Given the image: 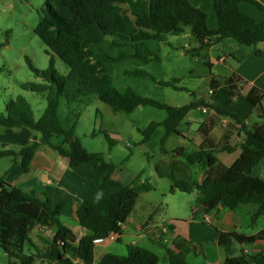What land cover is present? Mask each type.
<instances>
[{
	"label": "trees",
	"instance_id": "obj_1",
	"mask_svg": "<svg viewBox=\"0 0 264 264\" xmlns=\"http://www.w3.org/2000/svg\"><path fill=\"white\" fill-rule=\"evenodd\" d=\"M248 2L264 10L257 0H214L213 11L216 17L217 29L207 27V16L198 8L193 7L189 0H46L43 15L34 29V34L51 53L48 68L45 71L36 69L26 58L28 68L33 75L51 83L49 93L45 97V108L39 119L35 120L29 105L23 98H17L15 109L6 107L5 113H0V128L18 130L25 128L39 135L38 142L22 146L18 152L0 150V159L18 157L22 173L30 170L35 153L43 146L50 148L60 157L68 159L72 168L93 165L95 171L102 174L101 182L111 186L114 191L105 197L89 198L82 201L76 210L80 227L87 234L74 245L73 233L65 227L60 219V213L47 197L39 199L34 191H23L12 187L0 177V248L8 258V264H34L36 260L52 261L56 264H95L94 241L108 237L110 234L121 235V226L132 213L141 193L152 190L148 183H139L141 175L135 182L122 184L110 178L115 170L113 164L106 162L100 153H89L73 135V127L66 130L58 118L60 101L66 105L77 103L81 98L95 96L99 101L109 106L114 112L131 113L140 106L154 107L166 113L162 123H150L141 131L142 142L149 140L154 130L162 125L163 145L172 135H179L178 127L187 114L195 108L205 106L214 110L220 116L235 120L228 112L220 110L218 105L204 99L191 102L180 107H171L152 99L139 97L130 89L118 92L111 84L104 63H117L122 59H144L137 46L140 43L157 40L167 33L182 34L184 28L199 45V50L227 40L238 46L249 48L257 56H264V51L256 49L264 42V25L257 23L250 16L239 10V3ZM114 38L123 46L131 47L133 52L110 57L97 54L92 46L105 42L106 38ZM54 57L67 68L66 78L56 75ZM246 57L242 53L237 62ZM207 65V64H206ZM129 75L149 77L144 72H127ZM153 82H156L150 77ZM234 76L225 80H210L211 92L219 85L226 92L235 89ZM164 87L182 90L170 83L156 82ZM21 89L30 92H40L30 84H21ZM55 89V90H54ZM230 93V92H229ZM227 93L234 97L235 93ZM256 113L264 120L261 105L258 103ZM77 117V116H76ZM243 131V141L238 145L239 157L226 167L218 162L213 150L200 149L184 153L180 148L173 150L176 156L182 157L187 167L198 165L203 169L200 180L191 181L190 177L182 180L175 178L172 168L156 169L160 178H166L170 189L185 194L196 193V205L202 207L209 202L218 201L230 211H235L243 205H256L254 218L264 216V180L252 175L257 165L264 160V126L247 131L242 123L237 122ZM62 139L54 143L53 139ZM110 150L115 142L105 134ZM224 147L222 152L231 151ZM161 153L167 154L164 147ZM168 168V167H167ZM35 228H44L54 232L53 239L48 243L45 253L26 256L24 247L30 242L29 235ZM172 231V224H168ZM159 241V240H158ZM255 241H264V229L254 236H244L236 232H218L217 243L225 250L226 259L223 264H264V254L244 253L243 250L233 257L235 246H249ZM160 242V241H159ZM165 249L168 264H188L186 256L189 253L201 254L197 246L190 241L176 238L171 248L160 242ZM124 256L105 254L96 264H158V257L150 250L128 245Z\"/></svg>",
	"mask_w": 264,
	"mask_h": 264
},
{
	"label": "rangeland",
	"instance_id": "obj_2",
	"mask_svg": "<svg viewBox=\"0 0 264 264\" xmlns=\"http://www.w3.org/2000/svg\"><path fill=\"white\" fill-rule=\"evenodd\" d=\"M45 1L0 0V113H5L6 107L15 109L18 97L23 98L29 105L35 120L39 119L44 111L45 97L52 85L33 75L28 68L26 58L36 69L47 70L51 53L34 34V29L43 15ZM203 1L205 2L201 3L203 4L202 8L199 4H197L198 6L194 5V2L189 3L206 14L207 27L211 30V27H214L211 24V19L213 18L214 23L216 22L212 2H209L210 0ZM230 42L238 46L234 42ZM120 46H123L122 42L107 37L105 42L92 46V48L97 54H105L110 57L133 52L131 47ZM238 47L243 50L241 54L249 50L246 47ZM137 48L141 56L146 57L148 61L122 59L117 63H104L111 84L120 93L130 89L139 97L152 99L171 107H180L193 99L198 101L203 96L208 98V85L212 78L224 80L219 78L221 74L225 73L223 65L219 64L212 70L206 65L208 57L217 61L215 57L218 52L211 51L209 47L199 50V45L190 35L188 28H184L182 34H164L161 41L150 40L140 43ZM222 50L226 55L229 53V48L226 46L222 47ZM54 70L56 75L61 78H66L69 71L56 57H54ZM133 71L144 72L149 77L127 74V72ZM150 77L156 82L170 83L182 90L158 85ZM21 84H30L40 92L24 91L20 87ZM58 118L64 129L74 128V137L87 152L100 153L106 162L114 165L115 171L112 178L115 181L129 184L136 175H141V179L152 187V191L140 195L137 208L144 202L160 204L158 211L153 216V220L157 224L170 219V217L180 222L190 220L191 211L197 206L196 193L185 194L171 190L169 181L166 178H159L156 169L168 170L171 167L178 180H182L186 176L190 177L191 181L200 180L204 172L202 167L198 165L184 167V162L177 160L178 156L172 154V151L180 145L188 152L195 148L183 141L182 138L173 135L162 145L161 138L164 136L162 125L154 130L148 141L142 142L141 131L146 129L150 123H162L166 119L165 111L154 107L140 106L129 114L114 112L95 96H87L68 106L62 99L58 109ZM189 118L194 121L192 127L196 130L197 122L202 120V115L193 109L182 124H185ZM5 132L11 133L5 134ZM15 132L17 130L0 128V136L6 140L13 139L11 134ZM105 134L115 142L110 150ZM17 137L21 138L22 136L18 134ZM53 141L61 143L62 139H53ZM7 145H11L10 149L13 151L19 148L16 144ZM161 147H164L168 154H162ZM234 156L233 153L217 155L219 161L227 167ZM13 165L19 168L18 157L0 159V177ZM256 174L264 180L263 167H259ZM259 222H261L260 219ZM126 247L124 243H113L109 254L124 256L127 253ZM144 247L157 255L158 264H168L165 249L147 242ZM0 264H7V257L1 248Z\"/></svg>",
	"mask_w": 264,
	"mask_h": 264
},
{
	"label": "crops",
	"instance_id": "obj_3",
	"mask_svg": "<svg viewBox=\"0 0 264 264\" xmlns=\"http://www.w3.org/2000/svg\"><path fill=\"white\" fill-rule=\"evenodd\" d=\"M213 1H209L212 2V9ZM189 2H194L193 4L196 6L199 4L202 8L203 4L201 3L205 1L189 0ZM257 2L264 9V0H257ZM238 7L241 12L250 16L257 23L264 25V10L248 2H241ZM211 24L214 25L211 30L217 29V22L214 23L213 18L211 19ZM225 46L229 48L227 55L222 50V47ZM209 49L211 51L216 50L218 53L215 57L217 61L208 57L207 66L212 70L219 64L223 65L225 73L221 74L219 78L225 80L234 76L236 78L235 89L225 92L222 86L219 85L218 89L212 93L209 82L208 98L203 96L201 99L218 105L221 111L232 114L235 120L224 119L225 117L220 116L214 110L200 106L195 108V111L202 115V120L197 122L198 128L196 130L193 129L192 124L194 121L192 119L189 118L185 124H182L183 120L178 127L179 135L177 137L192 145L195 148L193 151L200 149L213 150L219 163L221 162L217 157L218 154H235L234 158L230 160L231 165L239 157L240 150L238 145L243 141V131H240L237 122L242 123L247 131L264 126V120L259 117L255 110L259 103L264 114V56H257L251 53L250 50H246L245 59L237 62L236 59L241 56L243 50L227 40L216 43L210 46ZM256 49L264 51V42L259 43ZM212 79L217 80L215 78ZM229 92L235 93V96L229 97L227 94ZM194 101L196 102L197 100L193 99L189 103ZM199 108H207L209 112L202 113ZM222 119L226 123H222ZM8 133L11 132H5V134ZM18 134L22 137L18 138ZM11 135H13V139L9 140L0 136V150H11V145L7 144H16L19 146L18 150L11 151L18 152L22 146L39 141L38 134H34L25 128L18 129L17 132ZM224 147L230 148L229 150L231 151L222 152L221 149ZM176 148H180L184 153L193 152L186 151L181 145ZM172 154L175 155L174 153ZM176 158L177 160H182L180 156ZM221 164L224 165L223 163ZM184 167L186 166L184 165ZM259 167L264 168V160L255 167L252 172L253 176L258 177L256 170ZM113 173L110 176L112 180H114L112 178ZM136 176L129 184L135 182ZM1 177L5 183L12 187L26 192L34 191L39 199L49 198L52 205L58 209L62 224L73 233L75 237L74 245L77 244L81 237L87 234V231L80 227L77 221L76 210L79 204L89 198L108 196L114 191L111 186L101 182L102 174L97 173L93 165L89 164L72 168L69 166L68 159L60 157L50 148L43 146L35 153L28 173H22L20 165L19 168L13 165ZM139 183H146V181L140 177ZM147 193H141L140 195ZM140 195L129 218L121 226V235L117 236L114 242L94 247L95 264L105 254H109L113 243H124L126 246L136 245L146 248L144 247L146 242L156 247H160L159 244L162 242L168 248H171V244L176 238L192 242L201 251V254L197 255L193 253L187 254L186 261L188 264H223L226 259V253L217 243L218 232H236L244 236H254L264 229V216L254 218L258 208L256 205H243L235 211H230L223 208L218 201H212L202 207L196 206L191 211V218L188 221H176L172 219L173 217L167 219V222L171 221L170 224H172L173 230L162 235L159 238V242L156 239L155 232L158 224L153 220V216L158 211L160 204L154 205L144 202L137 208ZM259 219L261 222H259ZM53 237V231L44 228L33 229L29 235L30 242L24 247V254L26 256H34L35 254L45 253L48 249V243ZM241 250L247 254L257 252L264 254V241H255L253 244L244 247L235 246L232 249V256H237ZM34 264L56 263L36 260Z\"/></svg>",
	"mask_w": 264,
	"mask_h": 264
},
{
	"label": "built area",
	"instance_id": "obj_4",
	"mask_svg": "<svg viewBox=\"0 0 264 264\" xmlns=\"http://www.w3.org/2000/svg\"><path fill=\"white\" fill-rule=\"evenodd\" d=\"M199 110L202 113H208L209 112V110L207 108H199ZM224 119H226V118H224ZM224 119H222V123H226ZM155 232H156V239L159 240V238L162 235H165V234H167L169 232V230H168V222L167 221H163L162 223L158 224L156 226V228H155ZM116 237H117V235L110 234L106 238L95 240L94 241V246L104 245V244L109 243V242H114L116 240Z\"/></svg>",
	"mask_w": 264,
	"mask_h": 264
}]
</instances>
